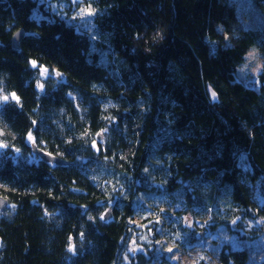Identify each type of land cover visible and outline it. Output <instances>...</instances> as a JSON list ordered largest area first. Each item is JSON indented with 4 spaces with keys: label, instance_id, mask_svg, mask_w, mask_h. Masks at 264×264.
Masks as SVG:
<instances>
[{
    "label": "trees",
    "instance_id": "obj_1",
    "mask_svg": "<svg viewBox=\"0 0 264 264\" xmlns=\"http://www.w3.org/2000/svg\"><path fill=\"white\" fill-rule=\"evenodd\" d=\"M252 1L0 0V97H19L0 99V264H180L162 239L188 253L185 215L231 236L219 264H250L239 240L264 234V71L236 72L254 45L264 65ZM29 134L70 163L43 161Z\"/></svg>",
    "mask_w": 264,
    "mask_h": 264
},
{
    "label": "rangeland",
    "instance_id": "obj_2",
    "mask_svg": "<svg viewBox=\"0 0 264 264\" xmlns=\"http://www.w3.org/2000/svg\"><path fill=\"white\" fill-rule=\"evenodd\" d=\"M248 2V8L250 11L255 10V6L256 3L253 2L252 0H243V3ZM48 5L44 6L45 8ZM93 40H96V37L93 36ZM108 43V42H106ZM257 48L256 45L252 46L248 52V56L243 64V66L241 68L237 69L236 72V78L238 80H243V77L245 75V73L248 76V79H244L243 82L246 83H256L257 82V69L260 68V64H261V58L259 56L258 53L255 52V49ZM98 50H100L99 48H97ZM105 50L108 48H104ZM103 51V50H101ZM104 53L106 51H103ZM255 55V59L253 58V55ZM115 56V54H114ZM115 61V57L113 59H109L108 57L102 56L101 59L99 60V64H103V65H109L110 63H112V61ZM47 70L46 72L44 70ZM43 72V77H47L50 73L49 70L46 67H40V73ZM246 78V76H245ZM42 82L38 83V88L41 89L39 87V85ZM42 90V89H41ZM4 96V95H3ZM1 96V97H3ZM11 98V96H9V99ZM3 101V100H2ZM4 102V101H3ZM29 144H33L32 140L28 139ZM31 161L36 160V157L33 156L30 159ZM70 163V162H69ZM189 223L192 224V227H189ZM260 223V218L259 217H255V218H248V221L246 222V228H251V227H256V225H259ZM183 225L186 227H189L191 230L192 229H197L196 231V236L199 239L198 242H196L194 244V242L192 243V245L190 246V250L187 252L183 251V249H178V246H173L171 242L167 241L166 238H163L162 240L164 242H166V247L167 249V253L170 254L171 259H174L175 261L179 262L180 264H197L201 259L205 260V262L207 264H219L218 262V258H217V247L221 244V241L224 240H230V235L227 234V231L225 230H217L216 233L211 231L210 228V224L208 221H206V219L204 220H197L192 217V216H188L185 215L184 216V220H183ZM249 232L247 230L241 229V232L239 233V235H246ZM214 239H217V244H215L214 242H212ZM259 241L258 242H254V240L247 238L245 242H243L242 239L239 240V244L241 246L246 245V247H248L249 251L252 254V257L250 258V264H261V262L257 259V257H260L263 254L264 257V234H261V236L258 238ZM215 244V245H212ZM171 248L173 249V252H169L168 249ZM203 249H207V252L202 251ZM130 253L135 254L137 252L143 251L139 246L134 245L133 243H131L130 245V249H129ZM264 259H262L263 261Z\"/></svg>",
    "mask_w": 264,
    "mask_h": 264
},
{
    "label": "water",
    "instance_id": "obj_3",
    "mask_svg": "<svg viewBox=\"0 0 264 264\" xmlns=\"http://www.w3.org/2000/svg\"><path fill=\"white\" fill-rule=\"evenodd\" d=\"M25 36V29L20 28L17 31L14 32V34L12 35V46L15 49H19L20 48V41L23 39V37ZM32 148L34 153H36L43 161L45 162H50V163H54L57 165H68L69 161L61 159L45 150H43L42 148H39L37 146V144H32ZM8 206V200L2 196H0V208L1 209H5ZM112 217V211L111 209H108L105 213H104V219L108 220Z\"/></svg>",
    "mask_w": 264,
    "mask_h": 264
},
{
    "label": "snow or ice",
    "instance_id": "obj_4",
    "mask_svg": "<svg viewBox=\"0 0 264 264\" xmlns=\"http://www.w3.org/2000/svg\"><path fill=\"white\" fill-rule=\"evenodd\" d=\"M87 15H88V16H92V15H94V13H93L92 11H88V12H87ZM252 55H253V58L255 59V55H254V54H252ZM32 66H33L34 68L37 67L35 61H32ZM44 71L46 72L47 70L45 69ZM262 71H264V65L260 66V68L257 69V72H258V73H260V72H262ZM41 74L43 75V72H42ZM39 87H40L41 89H43L44 85L41 83V84L39 85ZM212 96H213V98H215V93H213ZM0 99H2L3 101L6 102V101L9 100V96H8V95H4L3 97H0ZM11 99L14 100V101H16L17 103H19V97H18V96L16 95V93H14V92L11 93ZM28 138H29V140H32L33 142H35V141H34V138L31 136V134H29V137H28ZM5 147H7V145H5V144H3V143H0V148H5ZM93 147H96L95 143L93 144ZM97 150H99V149H97ZM101 219H104V217L102 216ZM157 222H158V221H157ZM232 223L235 224L236 221L234 220V221H232ZM188 226H189V227H192V224L189 223ZM81 235H83V234H81ZM69 250L72 251L73 249L70 248ZM168 251L171 253V252H173V249L169 248Z\"/></svg>",
    "mask_w": 264,
    "mask_h": 264
},
{
    "label": "bare ground",
    "instance_id": "obj_5",
    "mask_svg": "<svg viewBox=\"0 0 264 264\" xmlns=\"http://www.w3.org/2000/svg\"><path fill=\"white\" fill-rule=\"evenodd\" d=\"M36 13H37V8H35L33 11V14H36ZM49 73H50V71H49Z\"/></svg>",
    "mask_w": 264,
    "mask_h": 264
},
{
    "label": "flooded vegetation",
    "instance_id": "obj_6",
    "mask_svg": "<svg viewBox=\"0 0 264 264\" xmlns=\"http://www.w3.org/2000/svg\"><path fill=\"white\" fill-rule=\"evenodd\" d=\"M34 144V143H33Z\"/></svg>",
    "mask_w": 264,
    "mask_h": 264
}]
</instances>
